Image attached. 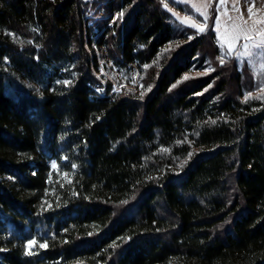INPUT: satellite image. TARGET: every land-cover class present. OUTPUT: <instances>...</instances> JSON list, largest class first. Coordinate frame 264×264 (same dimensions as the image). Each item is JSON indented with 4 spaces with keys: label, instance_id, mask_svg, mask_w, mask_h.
I'll return each instance as SVG.
<instances>
[{
    "label": "trees",
    "instance_id": "obj_1",
    "mask_svg": "<svg viewBox=\"0 0 264 264\" xmlns=\"http://www.w3.org/2000/svg\"><path fill=\"white\" fill-rule=\"evenodd\" d=\"M217 1L201 32L163 0H0V264H264V81L221 63Z\"/></svg>",
    "mask_w": 264,
    "mask_h": 264
},
{
    "label": "rangeland",
    "instance_id": "obj_2",
    "mask_svg": "<svg viewBox=\"0 0 264 264\" xmlns=\"http://www.w3.org/2000/svg\"><path fill=\"white\" fill-rule=\"evenodd\" d=\"M97 0H89V9H91V12H89L88 17H93L96 14L95 18H102L104 16L103 13H96L98 6L96 5L94 8L93 3ZM164 4L167 10L169 11L171 18L176 21V25L179 28H190V23L198 24L205 28V16H207V19L210 16L211 8L213 6L214 0H163ZM182 6V7H180ZM216 8V17L214 20L213 25V31L215 35V43L217 44L219 48V57H223V63L225 60L228 59H234L236 61L237 67L239 70L242 69V66L244 64H247L250 71L254 74L255 79H257L258 76H261V80L264 81V55H253L251 57L249 56H240L237 58L236 51H239L241 53L245 52L246 50L242 47L243 43H249L250 46L252 42H260L264 37H261L257 35L256 31L251 28L252 22L254 20H264V0H223V3H221V0H218L215 4ZM251 8L253 13L255 15L252 16V19L249 20V12L248 9ZM190 9L193 11L192 14H190ZM201 17L202 20H199ZM243 20H248V26H246V30L249 31V34L253 37V41H245L243 38L241 39L240 45L238 48H235L234 51L229 52L228 48L231 44V40H229L228 44H225L222 40V34L228 33L231 34L233 31L235 24H241ZM187 20L188 23H184L182 21ZM114 20L111 21L113 23ZM194 28V27H193ZM256 28L258 29H264V24L256 25ZM197 29V28H195ZM250 50L254 53L262 51L261 49H255L250 48ZM97 55L99 57V60L101 63H104V60H109L108 55L105 52H98ZM104 56V57H103ZM130 68L132 69L131 72V78L134 81V86H129L127 84L119 85L117 81L114 82L115 91H120L123 89L131 88L132 90H137L140 88V74L138 71V68L135 64L130 65ZM212 65H208L207 67H204V70L201 72H193L190 75L187 76H202L204 74H208L209 71L213 70ZM104 73V76L106 78H112V76H117L120 78L122 75L120 71L116 69H112L111 71H102ZM112 72V73H110ZM259 92L264 93V82L261 83L260 87L257 90H254L252 93L257 94ZM56 165V164H55ZM52 171H54V174H52L51 179L58 178V180H61L66 175L65 173H62L58 166L56 165L53 167V163L51 165Z\"/></svg>",
    "mask_w": 264,
    "mask_h": 264
},
{
    "label": "snow or ice",
    "instance_id": "obj_3",
    "mask_svg": "<svg viewBox=\"0 0 264 264\" xmlns=\"http://www.w3.org/2000/svg\"><path fill=\"white\" fill-rule=\"evenodd\" d=\"M221 3H223V0H221ZM165 6H167V5H165ZM248 12H249V20H251L252 16L255 15V13H253L251 8L248 9ZM120 15L122 16L123 13H121ZM205 20H207V16H205ZM182 22L188 23L187 20L182 21ZM259 24H264V20H259V19L254 20L252 22L251 28L256 31L257 35L264 37V29L256 28V25H259ZM189 26L197 28V30L201 31V32L205 30L204 27H202L198 24H195V23H190ZM246 26H248V20L242 19L241 24H235L234 25V28H233V31L231 32V34H228V33L222 34L221 38L225 44H228L229 40H231V44L229 45V48H228L229 52H232L235 50V48H238L239 46H241L240 42H241L242 38L245 41H253V37L249 34V31L246 30ZM242 47L246 51L243 53L236 51L237 58H239L242 55L243 56H249V57H251L253 55H256V56L264 55V39H262L260 42H254L253 41L251 46L249 43H243ZM250 48L261 49L262 51L254 53L250 50ZM219 59L221 60V63H223V57H219ZM64 83L67 84L69 82L64 81ZM173 87H175V85ZM213 123H214V121H213ZM189 155H191V153H189ZM55 166H56L55 162H53V167H55ZM35 243H36L35 241L29 240L30 245H33ZM40 246L44 247L45 245L41 244Z\"/></svg>",
    "mask_w": 264,
    "mask_h": 264
}]
</instances>
